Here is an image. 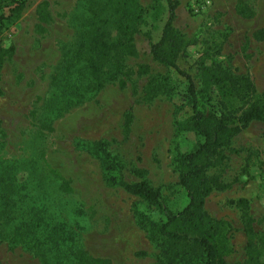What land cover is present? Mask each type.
<instances>
[{
  "label": "rangeland",
  "instance_id": "obj_1",
  "mask_svg": "<svg viewBox=\"0 0 264 264\" xmlns=\"http://www.w3.org/2000/svg\"><path fill=\"white\" fill-rule=\"evenodd\" d=\"M42 2L49 17L45 23L36 11ZM118 4L131 12L123 22L137 30L134 53L115 47L105 57L92 56L100 71L93 77L85 59L76 56L81 32L96 21L103 39L116 43L112 12ZM240 5L253 17H240ZM165 20L164 5L154 0H27L2 32L0 264H41L38 252L49 264H76L73 252L109 264H157L158 248L138 218L163 221L162 214L106 184L99 163L81 144L105 141L125 181H133L135 169H144L170 212L187 204L173 164L177 151L195 143L193 134L173 131V103L180 104L187 82L150 54ZM173 27L190 43L178 65L196 84L194 62L204 57L207 64H230L235 74L250 78L257 96L262 93L264 41L251 35L264 27V0H178ZM148 88L158 92L147 96ZM263 133L264 122L250 124L223 149V165L207 172L230 185L205 202L212 219L224 223L217 242L226 264L246 259L240 213L230 200L247 199L254 231L264 233ZM260 261L264 264V247Z\"/></svg>",
  "mask_w": 264,
  "mask_h": 264
},
{
  "label": "trees",
  "instance_id": "obj_2",
  "mask_svg": "<svg viewBox=\"0 0 264 264\" xmlns=\"http://www.w3.org/2000/svg\"><path fill=\"white\" fill-rule=\"evenodd\" d=\"M154 1L164 5L166 20L159 38L150 44V54L154 61L173 69L187 82L186 91L180 96V104L173 103L176 109L173 121L175 135L191 133L195 137L191 149L177 151L173 157L177 184L184 191L187 204L179 211L170 212L160 191L147 181L144 169H135L131 173L133 181H125L122 167L118 159L108 153L105 141L83 142L81 145L99 163L106 184L120 187L162 214L163 221H152L144 215L138 218L140 227L158 248L157 264H226L223 245L217 242V235L224 223L212 219L205 210V202L213 191L226 190L230 185L224 184L220 175L208 176L207 172L223 165V149L238 134L254 122H264V89L257 96L255 86L248 76L235 74L230 64L224 66L217 61L207 64L204 57L194 62L196 84L178 65V60L185 56L190 44L173 27L178 0ZM120 5L113 7L112 12L119 33L116 43H107L103 39L101 27L96 21L90 22L87 29L81 32L76 56L85 59L89 74L93 77H97L100 71L92 56L105 57L115 47H120L129 55L134 53L131 40L137 30L123 22L131 12L119 9ZM26 6L27 0H0V36ZM2 9H6V14L2 13ZM36 11L39 22H47L49 17L46 3H40ZM236 11L242 18L253 17V12L245 5L238 6ZM251 37L254 41L263 42L264 27L255 30ZM5 57L6 50L0 40V81ZM157 92L156 88H148L146 95L152 97ZM174 97L171 99L174 100ZM181 113L187 115L179 118ZM129 124L130 120H126L127 129ZM262 138L264 145V133ZM228 203L240 213L242 231L246 237L244 264H262L260 257L264 247V233L257 235L254 231V219L250 214L248 200L238 198ZM72 254L76 264H109L105 260H84L78 252ZM37 256L41 264H49L41 252Z\"/></svg>",
  "mask_w": 264,
  "mask_h": 264
},
{
  "label": "built area",
  "instance_id": "obj_3",
  "mask_svg": "<svg viewBox=\"0 0 264 264\" xmlns=\"http://www.w3.org/2000/svg\"><path fill=\"white\" fill-rule=\"evenodd\" d=\"M206 5H208V2H206V4L203 3V4L200 6V8H201L202 10H204L205 7H206Z\"/></svg>",
  "mask_w": 264,
  "mask_h": 264
}]
</instances>
